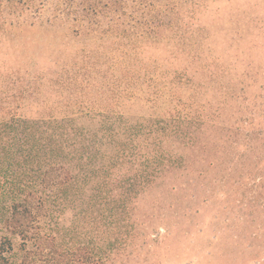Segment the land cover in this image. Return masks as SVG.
Listing matches in <instances>:
<instances>
[{"label":"trees","instance_id":"trees-1","mask_svg":"<svg viewBox=\"0 0 264 264\" xmlns=\"http://www.w3.org/2000/svg\"><path fill=\"white\" fill-rule=\"evenodd\" d=\"M121 3L81 0L56 17L78 32L92 27L102 39L115 38L117 64L129 78L138 77L144 51L134 42H162L164 36L162 89L173 100L174 90L185 87L190 102L151 117L117 111L0 117V264L127 260L143 232L154 241L159 227L168 231L166 223L191 215L183 204L195 202L210 172L230 189L227 204H245L242 218L226 224L219 258L264 264V60L242 62L243 51L229 59L227 48L189 45L171 24L167 35L165 14L151 15L135 35L118 13ZM205 87L209 112L197 101ZM153 192L150 204L161 210L140 222L139 198Z\"/></svg>","mask_w":264,"mask_h":264},{"label":"rangeland","instance_id":"rangeland-1","mask_svg":"<svg viewBox=\"0 0 264 264\" xmlns=\"http://www.w3.org/2000/svg\"><path fill=\"white\" fill-rule=\"evenodd\" d=\"M108 1L97 3L103 6ZM80 3L81 0H0V117H61L98 111L151 117L162 116L173 104L182 108L190 102V91L185 87L174 90L179 97L173 100L170 92L162 89L161 73L167 67L161 50L164 36L160 38L162 42H134L144 51L138 55V77L129 78L121 74L117 64L115 38L102 39L103 33H91L92 27L78 32L70 21L56 17L73 11ZM118 13L135 35L151 15L157 19L159 14H165L163 32L167 35L173 26L185 34L183 41L189 45L227 48L229 59L236 51H243L238 56L242 62L264 60V46L260 47L264 42V0H122ZM101 21L102 30L107 29V21L102 17ZM203 54L209 56V52ZM198 97L197 101L209 112V87L203 88ZM216 176L215 172L208 173L206 187L196 193L195 202L183 204L192 208L191 215L177 218L176 224L166 223L168 231L159 227L156 237L153 231L154 241H147V231L143 232L129 259L109 264H223L217 243L224 247L226 224L242 218L245 204H227L225 193L230 189ZM156 193H144L139 198L140 222L147 212L161 210L150 204ZM203 198L208 201L203 202Z\"/></svg>","mask_w":264,"mask_h":264}]
</instances>
